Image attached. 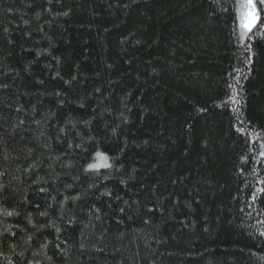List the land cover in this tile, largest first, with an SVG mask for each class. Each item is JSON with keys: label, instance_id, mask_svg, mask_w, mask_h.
<instances>
[{"label": "trees", "instance_id": "1", "mask_svg": "<svg viewBox=\"0 0 264 264\" xmlns=\"http://www.w3.org/2000/svg\"><path fill=\"white\" fill-rule=\"evenodd\" d=\"M240 3L0 0V264H264Z\"/></svg>", "mask_w": 264, "mask_h": 264}, {"label": "snow or ice", "instance_id": "2", "mask_svg": "<svg viewBox=\"0 0 264 264\" xmlns=\"http://www.w3.org/2000/svg\"><path fill=\"white\" fill-rule=\"evenodd\" d=\"M258 3L264 4V0H241L240 6H239V21H240V27L242 29L241 32V40H243V37L246 36L248 33L252 32L253 28L257 25L258 21L261 20L259 9H258ZM250 51V49H249ZM250 58L245 61V63H249ZM233 102L235 101L233 97ZM97 156H102L101 153H97ZM106 158V157H104ZM98 167L96 164H89L88 168H95ZM123 183V181H121ZM3 185H0V191L3 189ZM41 191H46V189H41ZM0 199H3V197H0ZM67 199V197H66ZM11 214V213H7ZM59 231V229H57ZM264 235V233H262Z\"/></svg>", "mask_w": 264, "mask_h": 264}]
</instances>
